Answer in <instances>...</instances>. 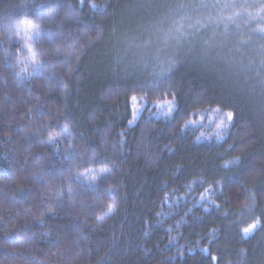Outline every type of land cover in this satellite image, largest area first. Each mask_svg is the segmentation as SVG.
<instances>
[{
    "label": "trees",
    "instance_id": "obj_1",
    "mask_svg": "<svg viewBox=\"0 0 264 264\" xmlns=\"http://www.w3.org/2000/svg\"><path fill=\"white\" fill-rule=\"evenodd\" d=\"M262 29L264 0H0V264H264Z\"/></svg>",
    "mask_w": 264,
    "mask_h": 264
},
{
    "label": "snow or ice",
    "instance_id": "obj_2",
    "mask_svg": "<svg viewBox=\"0 0 264 264\" xmlns=\"http://www.w3.org/2000/svg\"><path fill=\"white\" fill-rule=\"evenodd\" d=\"M48 15L51 16L52 13L50 12ZM32 27L35 28L37 30V34H39L40 25L36 24V25H32ZM225 28H227V25H225ZM180 31L181 30L178 28L177 32H180ZM261 31H264V29H262ZM173 64H174V62H173ZM173 64H169L167 67L162 68L161 74L168 72L172 68ZM133 99H135V97H133ZM228 118L229 119L232 118V113H228ZM50 139H52V137H50ZM239 159H240L239 157H234V160H239ZM227 163H232V161H228ZM93 179H95V177H93ZM116 207H117L116 203L109 204L108 212H113L116 209ZM97 219L102 220V219H104V217L98 216ZM259 227H261V223L259 220H257L255 223L251 224L248 228H245L244 233H245V235H248V234L254 232ZM216 259H217V257H215V256L212 257L213 261H215Z\"/></svg>",
    "mask_w": 264,
    "mask_h": 264
},
{
    "label": "rangeland",
    "instance_id": "obj_3",
    "mask_svg": "<svg viewBox=\"0 0 264 264\" xmlns=\"http://www.w3.org/2000/svg\"><path fill=\"white\" fill-rule=\"evenodd\" d=\"M26 42H27V40H26ZM24 68H25V65H24ZM133 108L134 109H137L138 108V105L135 102L133 103Z\"/></svg>",
    "mask_w": 264,
    "mask_h": 264
},
{
    "label": "clouds",
    "instance_id": "obj_4",
    "mask_svg": "<svg viewBox=\"0 0 264 264\" xmlns=\"http://www.w3.org/2000/svg\"><path fill=\"white\" fill-rule=\"evenodd\" d=\"M114 203V202H113ZM112 204V203H111Z\"/></svg>",
    "mask_w": 264,
    "mask_h": 264
}]
</instances>
